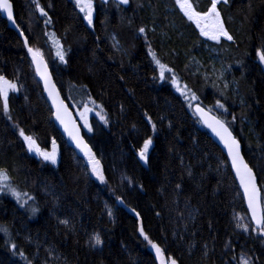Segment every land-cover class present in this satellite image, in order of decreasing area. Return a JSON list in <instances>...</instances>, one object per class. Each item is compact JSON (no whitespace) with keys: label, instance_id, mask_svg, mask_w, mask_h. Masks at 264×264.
<instances>
[{"label":"trees","instance_id":"16d2710c","mask_svg":"<svg viewBox=\"0 0 264 264\" xmlns=\"http://www.w3.org/2000/svg\"><path fill=\"white\" fill-rule=\"evenodd\" d=\"M12 1L29 45L43 54L74 112L102 107L107 122L84 133L106 182L56 127L24 38L0 14V75L17 85L7 111L0 97V169L27 193V204L0 193V226L8 229L0 232V264H161L141 226L164 264H236L245 250L264 264V236L237 227V217L248 214L244 197L194 110L203 106L229 125L264 198V0L219 4L233 36L220 42L204 38L175 0H94L92 25L75 0H39L48 16L32 0ZM192 3L198 11L210 7V0ZM150 52L172 70L163 79ZM173 79L190 93L182 95ZM19 129L48 151L54 139L57 163L31 154ZM148 139L145 161L139 153ZM120 167L130 176L123 188Z\"/></svg>","mask_w":264,"mask_h":264},{"label":"snow or ice","instance_id":"6c2138e0","mask_svg":"<svg viewBox=\"0 0 264 264\" xmlns=\"http://www.w3.org/2000/svg\"><path fill=\"white\" fill-rule=\"evenodd\" d=\"M77 7L80 11L84 13L85 19L88 21L89 25L93 24V12L94 0H75ZM107 2V0H105ZM121 4H128L129 0H119ZM176 4L179 5L180 9L187 16L189 21L194 22L196 27L199 29L200 34L207 37L210 40L220 42L221 38H226L227 40H233V36L229 34L227 28L225 27L224 21L221 16V11L218 9V5L223 3L227 4L228 0H210V7L206 11H198L193 5L192 0H175ZM32 3L35 6V9L43 16H48V13L45 9L39 4V0H32ZM0 11L6 13L8 20L15 23L14 14H13V5L10 0H0ZM50 17L47 22H50ZM17 27H19L17 25ZM139 32L144 33L145 28L141 27ZM21 35L23 33L21 32ZM25 44H27V37L24 39ZM115 46V45H114ZM28 51L32 54L33 61L36 63L37 72L41 75V78L45 82V88L49 93V96L52 97L53 103L56 106V119L64 125L65 131L68 132L70 138L75 141L78 148L83 151L84 155L88 158V163L91 165V171L101 182H106V178L103 174V168L100 164V161L96 159L95 153L88 146V144L80 136L79 128L72 120L67 106L64 104L63 100L59 98V94L55 89V85L51 82L50 73L47 71V64L43 60V54L39 50H35L31 47L28 48ZM154 62L160 68V78L163 79L165 76V71L171 72L170 68H167L166 65L162 64L160 60L156 57L154 52H150ZM57 56L61 61L67 63L65 60L64 52L62 50V45H58ZM258 59L261 64H264V50L258 52ZM173 84H176L177 90L181 91V94L184 95L182 89L179 87V83L176 79L172 80ZM187 88V85L184 86ZM16 91V83L8 80L5 76L0 75V97L3 99V105L5 111L8 109V95L9 91ZM191 100H198L199 98L193 93L190 96ZM217 106L224 108L223 104H220L217 101ZM90 109L85 108V111L81 113V118L85 122V126L88 127L91 131V126L87 122V113ZM195 111L200 114L203 118V122L209 127L216 136L223 142L224 146L227 149L228 156L231 158L232 167L236 171V175L239 178L240 185L243 187L244 195L247 198L248 208L251 210V219L255 223V228L258 231L259 235L264 236V198L261 196V189L257 185V177L253 172V169L249 167L248 163L245 162L243 155L241 154V144L240 141L233 135L228 124L218 118L215 115H210L204 108L200 107L198 104L195 107ZM227 111V109H225ZM105 119V117H101ZM151 121V117H148ZM235 119V118H234ZM153 130H155L156 125H152ZM19 135L23 137L24 141L28 145V150L34 152L36 155L43 158L44 161H50L52 164L57 163L58 150L55 140H52V150L48 151L43 149L38 144L37 140L34 139L31 135H26L23 129H19ZM152 140L148 139L144 143V148L140 151L139 155L141 159L147 161V149L151 145ZM10 177L8 176L6 170L0 169V193L8 190L13 196L20 200L23 204H27V193H22L18 191L15 187L11 185ZM121 203H123L122 198L117 197ZM33 212H36L37 209L33 208ZM135 212V209H132ZM111 215V212H109ZM139 216V213H136ZM244 217H237L238 221H243ZM63 224H68L67 220L61 221ZM237 227L242 228L244 231H248L250 225L238 223ZM0 232L8 234V229L4 226H0ZM140 233L144 236V239L155 249L158 256H161V264H164L163 261V251L158 244L153 243L144 232L143 227H140ZM95 245H100L103 243L99 234H96L94 237ZM11 249L15 252L17 250V245L15 243H10ZM23 256V253H20ZM242 264H252L251 257H247L246 254L241 257ZM170 264H177L175 259L170 261Z\"/></svg>","mask_w":264,"mask_h":264},{"label":"water","instance_id":"95a60500","mask_svg":"<svg viewBox=\"0 0 264 264\" xmlns=\"http://www.w3.org/2000/svg\"><path fill=\"white\" fill-rule=\"evenodd\" d=\"M10 2H11L12 5H13V14H14V20H15V23H13L12 21L8 20L6 13L0 11V14H1V16H2L3 18L6 19V21H7V23H8V26H9L10 28L14 29L19 35H21V32L23 33V31H22V29L20 28V26H19V24L17 23V20H16V10H15V7H14V3H13L12 0H10ZM17 25H18L19 27H17ZM21 36L25 39L24 33H23V35H21ZM27 41H28V40H27ZM29 47H31V46H30L29 43L27 42V44H26V48L28 49ZM29 53H30V52H29ZM30 54H31V53H30ZM31 56H32V54H31ZM32 59H33V58H32ZM43 60H44V61L46 62V64H47V71H48V73H50L51 82L55 85V89H56V91H57L58 94H59V98H60L61 100H63L64 104L67 106V110H68V112H69V114H70L72 120H74L75 124H76V125L78 126V128H79L80 136H81V137L83 138V140L88 144V146L92 149L90 143L88 142V140H87V138H86V136H85L84 129H83L81 123L79 122V120H78V118H77V116H76V114H75L73 108L70 106V104L68 103V101L63 97L62 93L60 92V90H59V88H58V86H57V83H56V81H55V79H54V77H53L52 71H51V69H50V67H49V65H48V63H47V61H46V59H45L44 57H43ZM33 62H34V61H33ZM34 68H35V71H36V75L38 76V78L40 79V81H41V83H42V88H43L44 95H45V97H46L48 103L50 104V106H51V108H52V110H53V113H54V120H55V125H56V127L58 128V130L60 131V133H61V134L63 135V137L65 138L67 144H68V145H69V146H70V147H71V148H72V149H73V150H74L79 156L86 157V156L84 155L83 151H81V149L77 147L75 141H73V140L70 138L68 132L65 131L64 125H62V124L60 123V121H58V120L56 119V115H55V113H56V106H55V104L53 103V99H52V97L49 96V93H48V91H47L46 88H45V82H44V80L41 78V75L37 72V69H36V63H35V62H34ZM199 106H200V105H199ZM200 107L204 108L207 112H209L210 115H215V116H217L218 118L222 119V118L219 117L217 114H215L214 112L210 111L209 109H207V108H205V107H203V106H200ZM194 110H195V109H194ZM195 114H196V116L198 117V119L200 120V122L202 123V125L205 127V129L209 132V134L211 135V137L217 142V144L220 146V148L222 149V151H223L224 154L226 155L227 160H228V163H229L230 168H231V171H232V173H233V175H234V177H235V179H236V182H237V184H238V186H239V188H240V190H241V193H242V195H243V197H244V200H245V206H246V209H247V211H248V215H249L250 218H251V210L248 208L247 198H246L245 195H244V190H243V187L240 185L239 178H238L237 175H236V171H235V169L232 167V164H231V158L228 156V152H227L226 147L224 146L223 142L219 139V137L216 136V134H215V133H214L209 127H207V125L203 122V118L200 116V114L197 113L196 111H195ZM222 120H223V119H222ZM228 126H229V125H228ZM229 128H230V127H229ZM230 130L232 131L231 128H230ZM232 133H233V135L236 137V135H235V133H234L233 131H232ZM236 138H237V137H236ZM237 139H238V138H237ZM238 140H239V139H238ZM239 141H240V140H239ZM240 144H241V142H240ZM56 145H57V143H56ZM57 147H58V145H57ZM57 150H58V148H57ZM92 151H93V149H92ZM241 154L243 155V157H244V159H245V162L248 163L249 167H251V168L253 169V167L250 165V163L246 160V158H245V156H244V153H243V146H242V144H241ZM253 172L255 173V175H256V177H257V174H256V172H255L254 169H253ZM257 185H258V187L260 188V184H259L258 177H257ZM260 189H261V188H260ZM261 196H262V190H261ZM251 220H252V219H251ZM252 222H253V224H254V226H255L254 221H252Z\"/></svg>","mask_w":264,"mask_h":264},{"label":"rangeland","instance_id":"374dc122","mask_svg":"<svg viewBox=\"0 0 264 264\" xmlns=\"http://www.w3.org/2000/svg\"><path fill=\"white\" fill-rule=\"evenodd\" d=\"M105 1V0H103ZM108 1V0H107ZM119 1V0H117ZM179 6V5H178ZM180 8V7H179ZM182 11V10H181ZM183 12V11H182ZM184 13V12H183ZM185 15V14H184ZM186 16V15H185ZM187 17V16H186ZM203 36V35H202ZM204 38L208 39L207 37L203 36ZM222 39H226V38H221ZM210 40V39H208ZM210 41H213V40H210ZM183 92H186V93H190L189 90H187L186 88H183L182 89ZM85 108H88L90 109V111H88L87 113V122L88 124L91 126V131H89L88 127L85 126V122L84 120L81 118V113L85 111ZM102 107L99 106L97 103H92L91 105L90 104H87V105H84L83 107L81 108H78L76 109V116H78L79 120H80V123L82 125V127L84 128L85 131L88 132V134H94V132H96V130L99 128V125L100 123H102L104 121V119H102L101 117H105L104 116V112L102 111ZM27 135V134H26ZM23 138V137H22ZM35 139V138H34ZM25 142V141H24ZM25 145L28 149V145L27 143L25 142ZM52 150V149H51ZM50 150V151H51ZM29 151V150H28ZM31 154L37 156L34 152L32 151H29ZM117 176L119 178V185L120 187H124L126 184H130V176L128 174V172L124 169V168H118L117 169ZM240 217H244L243 221H240V223H243V224H248L250 225L249 227V230L248 231H244L242 228L241 230L246 233L247 235H250L252 232H256V228L250 218V216L247 214H242ZM244 254H246L247 257H251V260H252V264H254V261H253V257L251 254H249L246 250L245 251H241V253L239 254V261H237L236 264H242V259L241 257L244 256ZM170 263V261L168 262V264Z\"/></svg>","mask_w":264,"mask_h":264}]
</instances>
